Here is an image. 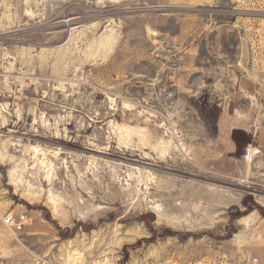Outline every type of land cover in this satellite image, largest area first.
<instances>
[{
  "label": "rangeland",
  "instance_id": "rangeland-1",
  "mask_svg": "<svg viewBox=\"0 0 264 264\" xmlns=\"http://www.w3.org/2000/svg\"><path fill=\"white\" fill-rule=\"evenodd\" d=\"M261 131L264 0H0V264H264Z\"/></svg>",
  "mask_w": 264,
  "mask_h": 264
},
{
  "label": "built area",
  "instance_id": "built-area-1",
  "mask_svg": "<svg viewBox=\"0 0 264 264\" xmlns=\"http://www.w3.org/2000/svg\"><path fill=\"white\" fill-rule=\"evenodd\" d=\"M27 222L28 217L26 215H20L18 217L7 215L3 220V224L13 232L22 231Z\"/></svg>",
  "mask_w": 264,
  "mask_h": 264
},
{
  "label": "crops",
  "instance_id": "crops-1",
  "mask_svg": "<svg viewBox=\"0 0 264 264\" xmlns=\"http://www.w3.org/2000/svg\"><path fill=\"white\" fill-rule=\"evenodd\" d=\"M259 143L261 144V148L264 149V132L261 131L260 135H259Z\"/></svg>",
  "mask_w": 264,
  "mask_h": 264
}]
</instances>
